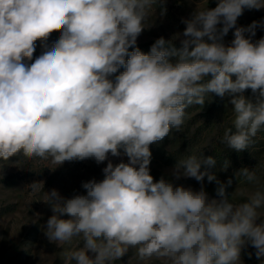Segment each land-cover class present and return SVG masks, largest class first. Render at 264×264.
Masks as SVG:
<instances>
[{"label":"clouds","instance_id":"clouds-1","mask_svg":"<svg viewBox=\"0 0 264 264\" xmlns=\"http://www.w3.org/2000/svg\"><path fill=\"white\" fill-rule=\"evenodd\" d=\"M165 5L0 0V160L39 158L52 170L107 161L102 180L82 182L83 194L43 192L52 212L43 226L48 241L80 242L68 253L72 264H117L130 250L136 264H242L247 246L264 258V188L233 202L232 178L219 180L216 159L202 152L171 170L174 180L197 181L198 191L150 174V145L181 131L187 110L203 109L213 95L227 96L232 106L220 143L241 152L264 132V37L252 39L264 21L237 26L245 9L260 10L264 0H217L214 8L196 9L182 19V33L156 39L144 53L137 39L157 7L166 14ZM53 32L59 38L48 46ZM38 40L44 50L33 60ZM238 177L259 183L256 168H242ZM205 179L217 185L214 198ZM43 187L26 186L33 194Z\"/></svg>","mask_w":264,"mask_h":264},{"label":"rangeland","instance_id":"rangeland-1","mask_svg":"<svg viewBox=\"0 0 264 264\" xmlns=\"http://www.w3.org/2000/svg\"><path fill=\"white\" fill-rule=\"evenodd\" d=\"M216 3L217 0H166V14L161 16L160 8L157 7L155 15L152 16L151 26L138 37L137 46L142 52L148 53L156 39L164 37L167 40L177 33H182L186 27L182 19L191 18L196 9L214 8ZM253 21H264V8L245 9L237 20V26L247 28ZM233 31L230 30L224 37L226 44L234 38ZM261 37H264V29L258 28L252 39L258 40ZM46 43L51 46L52 38L49 37ZM175 43L179 47V40ZM43 50V46L39 49L36 47L33 60ZM244 94L252 97L250 89ZM228 99L227 96L220 98L213 95L211 102H206L203 109L193 106L187 110L182 130H172L166 137L167 140L160 141L151 152L150 174L155 180L164 177L198 191L201 185L197 181L192 178L174 180L171 170L178 159L189 154L199 155L202 152L205 157L212 156L216 159L212 171L219 180L226 182L232 178L233 183L227 192L233 202H242L256 188H264V132L258 134L251 148L241 152L220 143L224 129L230 127L232 121V106ZM109 159L114 164L120 162V158ZM124 159L126 161V158ZM106 165L107 161L97 164L89 159L65 162L52 170L48 167H55L54 165L39 158L28 159L18 155L8 161L0 160V264H72L68 259V253L75 250L80 242L74 239L70 244L58 247L48 241L43 226L52 212L49 206L41 201L44 197L43 192L57 189L66 198L78 193L83 194L82 182L93 178L97 181L102 180L104 178L102 169ZM242 168L249 170L256 168L259 183L249 184L242 177L236 180L235 174ZM34 181H44L40 193L33 194L26 188ZM216 187L215 182L208 183L205 179L204 188L209 198L215 197ZM131 257L130 264H136L131 250L117 261V264H128ZM262 260L264 258H256L255 249L251 246L245 247L241 252L242 264H261Z\"/></svg>","mask_w":264,"mask_h":264},{"label":"trees","instance_id":"trees-1","mask_svg":"<svg viewBox=\"0 0 264 264\" xmlns=\"http://www.w3.org/2000/svg\"><path fill=\"white\" fill-rule=\"evenodd\" d=\"M59 35H60V33L59 32H53L51 35H50V37L52 38V41H53V43L56 41V40H58V38H59ZM38 42V44L36 45V47H38V49L42 46V43H40L41 41H37ZM52 43V44H53ZM140 48V47H139ZM140 50H141V48H140ZM130 51H131V49H130ZM164 141L165 140H167L166 139V137L163 139ZM160 142H157V143H153L152 145H150V151L152 152L153 151V149H154V147L157 145V144H159Z\"/></svg>","mask_w":264,"mask_h":264}]
</instances>
